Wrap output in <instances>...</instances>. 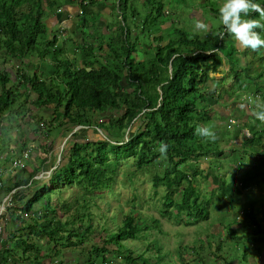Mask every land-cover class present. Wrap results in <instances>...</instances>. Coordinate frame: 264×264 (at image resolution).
<instances>
[{
  "label": "trees",
  "instance_id": "1",
  "mask_svg": "<svg viewBox=\"0 0 264 264\" xmlns=\"http://www.w3.org/2000/svg\"><path fill=\"white\" fill-rule=\"evenodd\" d=\"M43 1L0 0V52L3 51L2 56L0 55V124L7 122V118L19 121L31 117L28 114L29 105H32L39 108L51 107L55 114L61 113L65 118L61 123L64 128L65 125H94V128L100 129L105 135L100 138L102 135L99 133V136L94 138L91 135L86 137L87 134L84 135L85 138L73 141L72 138L78 135L77 132L73 133L65 143L58 164L53 160L49 165L55 166L49 178L33 193L26 194L28 198L20 207L21 212L30 213L34 204H42L41 213H38L36 218L41 221L29 230V233H33L41 242L35 248V260L40 257L41 250H47L50 244L62 245L63 248H80L82 240L93 232L91 225L83 227L81 231L80 227L67 229L74 226L76 221L87 218V214L72 215L65 222L53 216L48 217L47 210L54 213L55 209L59 208L58 205L50 207L53 196H60L64 189L78 187L84 195L95 193L104 198L112 190L116 176L124 166L132 168L128 170L126 177L128 186L133 188V199L137 196L134 187L136 182L131 180L132 177L139 171L162 166L160 171L150 172L154 188L163 186L165 190L162 215L178 223L183 221L186 225L191 224L190 220H193V223L207 220L209 224L213 220L218 221L221 231H218L217 235L207 236L206 243L201 239L202 241L198 240L191 246L178 249L189 254L196 249H209L211 240H214L216 244L212 257L218 259L217 262L224 260V264H232L230 259L233 260V255L239 254L242 257L247 252L245 244H256L259 246L257 252L258 249H263L264 229L258 224L257 217L247 214L242 223L237 215L241 209L239 200L245 188L240 178L243 175H224L220 177V184L205 190L204 193L199 191L197 185L198 178L207 182V169L222 168L220 159L225 160L226 167L234 170L244 166L247 163L245 157L249 159V154L256 152L254 148L252 152L245 153L233 147H219L222 140H218L216 135V138L211 140L195 133L197 125H207L211 128L215 124L209 117L211 106L207 104V94L204 90L210 71L220 75L218 79L221 81L225 80V74H221L219 67L232 55L224 49L222 33L219 31L214 34H197L199 29L194 28L196 25L190 26L191 28L183 26L180 12L184 9L191 11V6L194 5L192 3L188 6L186 0H144L146 16L141 19L132 7L129 6L130 11L127 10L129 0H116L115 9L119 11L124 26L121 30H117L115 25L108 29V24L106 35H100L108 41L107 44L105 41L102 43L105 48L104 45L99 47L105 57L98 53L95 56L91 51L95 50L96 44L86 42V37L82 38L79 48L85 54L86 61L79 66V59L67 57L64 43L63 46L57 45L56 38L46 39L44 17L49 11L43 9ZM62 1L48 0L46 5L51 7L50 11L55 12ZM79 1L83 24L89 23L99 28L95 24L94 15L87 20L86 15L91 12L83 6V0L73 2ZM200 1L202 9L207 8L211 13L210 17L218 18V7H215L218 0ZM181 3L183 8L179 7L178 12L176 11L178 17L167 18L175 12V9L170 7H177ZM249 15L256 16V13ZM128 17L129 23L125 19ZM156 24L159 25L158 28H153L152 35L147 34L146 37H152L153 42L158 41L159 45L155 48L153 61L147 62L151 66L146 67L142 61L135 62L131 54L138 45L139 30H149ZM70 42L72 45L77 44L72 43V40ZM88 53L99 60L94 58L87 61ZM48 54L51 55L56 69L54 77L42 80L37 70L30 75L27 69L32 64V59L36 57L42 61ZM105 58L108 59L106 63ZM263 60L264 56L258 58V61ZM237 63L238 61H235V64ZM32 65L35 66L34 63ZM87 68L90 71H87ZM238 79L239 77L235 76V80ZM221 81H215L217 88L221 87ZM32 93L36 95L34 102L31 101ZM42 122L52 125L50 121ZM227 122L236 125L237 119L232 117L226 121L228 125ZM255 122L258 128H261L260 124L263 122L257 119ZM32 123L39 124L34 121ZM263 132L256 133V136L246 143L257 147L263 140ZM42 134L49 140L38 145L36 160L32 158L34 153L30 152L32 161H29V154L22 170L25 177L17 185L27 186L34 180L43 164L54 158L57 142L55 139L50 140V132H47V135L44 132ZM231 140L228 139V143ZM161 143L167 144L165 152L160 151ZM262 153L264 160V149ZM209 158V161H203ZM37 159L39 164H36ZM203 162L209 163L207 169H202ZM256 186L260 188L259 183ZM177 191H180L179 200L174 199ZM52 192L55 194L49 196ZM88 201L84 200V203ZM233 206L237 209L231 212L230 208ZM232 224L241 225V230L230 233L227 227ZM146 228L148 226L141 221L140 212L132 206L123 216L120 225L114 229H105L103 245H93L88 250V259L83 264H111L113 260L108 255L106 246L113 244L117 251H125L124 242L137 240L140 231ZM25 242L19 238L15 244ZM151 246L156 252L155 261L151 264H165V256L160 253V249L154 242ZM12 250L16 251V247ZM225 250H229L231 258L226 259ZM145 251L148 252L149 249L146 248L141 253L129 250V255L121 256L120 260L137 264L142 260ZM58 254L59 251L55 256ZM140 264L150 263L142 260Z\"/></svg>",
  "mask_w": 264,
  "mask_h": 264
},
{
  "label": "rangeland",
  "instance_id": "2",
  "mask_svg": "<svg viewBox=\"0 0 264 264\" xmlns=\"http://www.w3.org/2000/svg\"><path fill=\"white\" fill-rule=\"evenodd\" d=\"M66 2V0H64ZM63 1V2H64ZM74 1V0H72ZM82 1V0H81ZM114 5V9L111 13V16H108L107 20L109 23L108 29L112 27V25L116 26L117 30H121V28L124 26L123 21L121 20V16L119 14V11L115 9V3L116 0H111ZM200 0H186L188 3V6H190L192 3L194 4L193 7L191 6V11L188 9H184L182 13L180 12L181 16L183 17L184 22L183 26L185 27H190V26H195L194 28L199 29L197 34L201 33H206V34H214L215 32H221L223 36V44H224V49H226V52H229V55L231 58L225 59L223 63L225 65H229L231 69L237 72V75L239 76V79L237 81H234L233 83V75H229L224 71V68L222 67L221 74H225V80L223 84H226L225 86V92L226 93H231V92H237L238 94L242 95L243 93L240 92V82H243L246 84L247 89L244 92H247L249 90L250 85L254 82L260 83L263 81L264 77V60L259 63L258 58H262V53L259 51L255 52V55L251 54L249 50H242L237 48V44L234 40V38L228 34L223 32V26L219 23L218 18H211L207 16L210 14L207 8H205L204 14L201 16V3L199 2ZM107 1L101 0L99 4L96 6V0H88L86 4L83 6L87 7V10L91 12V14L86 15L87 20H90L92 16L94 15L95 17V23L99 26V28L93 27L92 24H83V16H79V23L75 24L73 27L74 33L73 35L79 34V40L82 38L84 35V38L86 37L87 40L86 42H92V44L95 45V50L91 51L95 53L94 55L97 56L98 54H103V51L99 50V47H102L105 44L108 43V41L100 36V35H106L104 33L103 27L100 26L98 23V13L96 12L99 9H104L105 4ZM221 0H218L215 7H219ZM74 7L76 8V12L81 11V3L79 2H73ZM146 5V2L144 0H129L127 4V10H129V6L132 7L134 10L137 11V14L139 15V18L141 19L142 17L146 16V10L144 6ZM183 8L182 3L177 6V7H170V9H175L174 15H170L167 18H174L178 17L176 13L178 12V9ZM185 8V7H184ZM25 9V8H24ZM51 9V7H49ZM177 11V12H176ZM193 14V15H192ZM106 15V14H105ZM126 15V14H125ZM201 16V17H200ZM257 16V14H256ZM49 18V15H46L44 17V21H47ZM100 18V16H99ZM126 22L129 23V17L125 18ZM207 19V22L210 24V29L203 30L200 29L197 25L201 21H205ZM201 20V21H200ZM136 23V22H135ZM128 25V24H127ZM137 25V24H136ZM130 26V24L128 25ZM158 24L152 25L149 30H143L141 32V29L139 30V40H138V45L135 47V51L132 52V57L135 58L137 56L138 59L142 60V63L146 67H150L151 65H148L147 62H152L155 54V48H158L159 42L155 41L153 42L152 37L147 38V34H151V32H154L153 28H158ZM93 27V29H92ZM133 27V26H132ZM85 28V29H84ZM191 28V27H190ZM135 30V29H134ZM72 31V30H71ZM65 29L60 31V36L64 38L65 36ZM142 33V34H141ZM72 33L69 34L71 36ZM145 35V37H142ZM156 36V34L154 35ZM52 39V38H50ZM49 39V40H50ZM70 40H72V43H76V50L67 53V57L70 59L75 58L79 59V66H82L86 59H85V54L82 52L81 45H82V40L81 42L75 38V37H69ZM77 40V41H76ZM105 41V44H102ZM67 46L71 45V42L69 40L65 41ZM79 44V45H78ZM149 48V50L147 49ZM78 52V53H77ZM233 53V54H232ZM3 51L0 52V55L2 56ZM137 54V55H136ZM246 54V56H245ZM149 55V56H148ZM0 56V57H1ZM92 56L91 53L87 54V61L89 59H97V57ZM105 57V55L103 54ZM146 56H148V59L146 61ZM48 57L51 59V55L48 54ZM100 58V57H99ZM255 58H256V70H254L251 74V77H245V73L243 72H238V69H236L235 65H239L241 61H243V64H245V71L246 73H249L253 70V65L255 63ZM237 59V60H236ZM35 61L34 59H32ZM108 59L105 58V63L107 62ZM232 61V62H231ZM235 61H238L237 64H235ZM2 67V66H1ZM248 75V76H249ZM229 77V80H228ZM219 81V80H216ZM231 83H233V86L231 89H227V86ZM213 83H216L213 81ZM204 92L206 94L209 93L208 89H205ZM251 94H244L243 100L246 101V105L251 107V111H255V107H253V101L248 102V97H250ZM52 116L51 118L55 117V120H64L62 117L61 113H56L54 114V110H52ZM62 112V111H60ZM107 114V113H105ZM9 122L11 121L10 118H7ZM22 122H25V118H22ZM250 123V127H252L255 130L254 126V119H250L248 122ZM247 123V124H248ZM21 125V123H17ZM57 122L53 124L55 126ZM253 125V126H251ZM9 126V123L4 122L0 124V141H3L5 143L6 139L3 135L5 133V136L7 137V141L5 143L6 149H9L12 147L13 140L14 139V132L21 130L20 126L14 128V131L7 132L5 129ZM261 128L258 130H264V122L261 123L260 125ZM55 128H58L59 132L55 133L53 132V127L52 129V139H55L58 143L63 142V140H60L62 135L69 136L68 134L72 131V133L76 130L78 131V135L75 136L73 141H76L77 139L85 138L84 135H82L79 131V129L71 128L70 132L65 134L64 128L63 127H58L57 125ZM221 139H222V145L219 143V147H224L223 144H226V147H234L232 141L228 143V139L230 137L229 133L231 134V131L229 130V133L226 135L224 133V130L221 128ZM82 132V130H81ZM91 135L93 134V131H89ZM95 133V130H94ZM98 133V132H97ZM59 134L57 138H55V135ZM47 135V134H46ZM71 136V135H70ZM69 136V137H70ZM86 136V135H85ZM86 137H89L86 136ZM94 137V136H91ZM104 136H100V138H103ZM263 142L260 143L259 145L261 147H264V137H262ZM47 140V137L41 136V141L43 142ZM60 140V142H59ZM220 140V138H218ZM18 142V141H17ZM237 144H240L239 141H237ZM228 143V144H227ZM235 143V142H234ZM236 144V143H235ZM42 145V144H41ZM243 146L244 141H243ZM8 147V148H7ZM238 147V146H236ZM248 147V146H245ZM251 147V146H249ZM259 149V147H258ZM255 150V149H254ZM59 151L56 150L55 156H58ZM263 154V153H262ZM20 156H18L19 158ZM260 158V156H257ZM258 158H251L252 162L255 161L257 162L259 159ZM248 157H245V162L248 164L245 165H251V160H247ZM56 161V158L54 159ZM222 162L223 166L220 170H213V171H208L206 172V177H207V182H202L199 178L197 181V185L199 187V191L201 193H204L205 190L211 189L213 186L217 185L220 181V177H223L224 175H231L233 171L237 170L234 169L232 170L231 168L226 167V164L224 163L225 160H219ZM219 167V168H220ZM161 167H152L150 170L143 171V172H137L136 176L132 177V181L136 182L134 187H135V194L136 198L133 199V188L128 186L129 181L127 180L126 174L128 170H131L132 168L130 167H121L118 175L116 176L115 183L113 185L112 190H110L105 196L103 197H98L97 194L91 193L88 195H84L83 192L80 190L78 187H71L69 189H64L63 192L61 193L60 196H53L55 192H52L49 194V196H53L52 202L50 204V207H54L55 205H58L59 208H56L54 213L49 212L47 210V216L51 217L53 216L57 220L61 222H65L66 220L70 219L72 215H82V214H87V218H82L81 220L76 221L74 226H69L67 229H70L72 227H80V231L83 229L85 226L91 225L92 233H90L87 238H84L82 240L83 244L82 246L79 247H61L62 245H54L50 244L47 247V250L44 252L48 255L49 259H36L34 256L31 254V258H29L28 262L25 264H56L55 262V253L59 251V254L57 256V263L62 262V264H83L87 259H88V250L93 246L97 245L101 247L103 245V240H104V234H105V229H114L116 226L121 224L123 216L129 212L130 208L133 206L135 209H137L140 212V219L143 221L148 228L143 229L139 233V238L137 240H127L124 242V248H126L125 251H117V248L115 245H108L106 246V249L108 250L107 253L111 257V264H131L127 261L120 260L121 256L126 257L129 255L128 251H136L137 253H141L144 251L146 248L149 249L148 252H144V256L142 260H146L148 263H154L155 261V248L151 246V244L154 242L156 246L160 249V253L165 256L164 263L165 264H219L221 261L217 262L218 259L213 258L212 255L214 254L215 251V244L216 241L211 240V247L208 249L204 250H198L196 249L193 253H185L181 249H178V247H186V246H191L194 244V242L202 241L203 239L204 243H206L207 236L209 235H217V232L219 230L218 228V221L213 220L211 224H209L207 220H199L195 223H193V220L191 221V224L186 225L185 222L181 221L180 223L175 222L172 219H168L166 215L161 214V208H162V203L164 201V194L165 190L163 186H159L157 188H154L153 186V180L151 178V173L154 171H160ZM248 168V167H247ZM240 169V168H239ZM260 171L264 170V161L261 163V166L259 167ZM193 170H191L192 172ZM232 171V172H231ZM239 175H242L240 173ZM44 176V175H43ZM241 182L243 179V176H240ZM262 189H264V186H262ZM248 190V189H247ZM250 192V191H249ZM256 191L252 192L254 194ZM252 194H248L243 192L244 198L241 199V203H248L250 205L255 204L258 206H264V199H258L254 197ZM180 196V191H177L176 194L174 195V199L179 200ZM77 198V200H75ZM84 200H89L88 202L84 203ZM42 206V205H40ZM237 209L236 206H233L230 208V211L233 212ZM170 210V209H168ZM210 219V216H209ZM154 221H157L156 223ZM188 221V220H185ZM29 222V220L27 221ZM65 235V233H63ZM79 240L81 239L78 238ZM65 246V245H64ZM46 246L43 248L45 249ZM223 250V249H221ZM227 258L229 257V250H225ZM125 252V253H124ZM217 252V251H216ZM219 254V252H217ZM257 253V252H256ZM60 256V257H59ZM237 256V257H236ZM235 258H237V261L239 264H245L243 259L240 258L239 254L233 255L232 259H230V262L232 264H235ZM142 260L139 261L140 264L142 263ZM66 262V263H65ZM222 264V263H221Z\"/></svg>",
  "mask_w": 264,
  "mask_h": 264
},
{
  "label": "crops",
  "instance_id": "3",
  "mask_svg": "<svg viewBox=\"0 0 264 264\" xmlns=\"http://www.w3.org/2000/svg\"><path fill=\"white\" fill-rule=\"evenodd\" d=\"M64 1V0H63ZM62 1V4L59 6V8L52 12L49 9V6L46 4L48 3V0H44L43 9H47L46 12H48L49 18L47 21H44L47 33H46V39L53 40L56 38L55 43L57 45H62L63 43L65 45L66 53L73 52L76 50V45H70L67 46L66 42L69 40V37H75L79 40V34L76 36L73 35L74 30L73 27L75 24H78L80 16L79 12H76V8L73 5L72 0H66V2ZM85 1V0H83ZM106 6L105 8L99 9L96 12L98 13V23L101 27L104 29V33H106L107 25L108 23V16H111V13L114 9L113 2L111 0H105ZM47 2V3H46ZM97 4L101 2V0H96ZM106 14V15H105ZM100 16V18H99ZM96 24V23H95ZM65 29V36L64 38L60 36V31ZM209 29V28H208ZM72 30V31H71ZM72 33L71 36L69 34ZM84 38V35L82 36ZM81 38V39H82ZM81 39L79 41H81ZM87 40V39H85ZM70 41V40H69ZM237 48L242 51L240 47ZM251 52V54L255 55L256 51L246 49ZM78 53V52H77ZM137 55V54H136ZM246 56V54H245ZM264 56V54H262ZM35 61L32 60V64L34 63L35 66L32 64L29 65V69H27L30 73V75L33 74L34 71L37 70L38 73H40V77L42 80H47L48 78H52L55 75L56 69L54 68V62L48 57V55L41 61L38 60V58H33ZM135 62H141L142 60L138 59L137 56L134 58ZM243 63V61H241ZM224 67V70H226L227 65L224 63L222 64ZM245 64H242L241 66L237 67L238 71H242ZM37 67V68H35ZM88 71V69H87ZM90 71V70H89ZM42 74V76H41ZM209 80L205 83V89L209 90V93L206 96L207 104L211 106V109L209 112L210 120L213 121L215 124L211 127L215 135L221 139V128L224 130V133L227 135L229 133V130L231 131L230 138L232 139L233 148L239 149L241 151L249 152L253 151L252 149H256L255 153L249 154V159L251 158H258L257 156H260L258 158L259 160L257 162L251 160V165H244L241 166L240 169L233 171V176L238 177L240 173H242L244 179L242 181V184L245 186L244 190L248 194H252V192L256 191L254 194H252L254 197L258 199H264V189H262V186H264V170L260 171L259 167L261 166V163L264 161L262 156V150L264 147H261L259 144L263 142H260L257 144L259 147H249L250 144H247L246 142L250 140L251 137H255L256 133L259 132L257 128L255 130L251 127V129H248V126H250V119L256 120L255 116L253 115V111H251V107L246 105V101L243 100L244 94H248V92H251V99L253 101V107H255L256 101L259 100L261 102H264V80L258 83H252L249 87V90L247 92H244L247 89V86L245 83L240 84V88L243 94L240 95L237 92H231L226 93L225 86L226 84H223L222 82L221 87L217 88V85L213 83V81L219 80L218 75H216L214 72L210 71L208 73ZM213 77H216L215 79H212ZM220 81V80H219ZM218 81V82H219ZM233 84L230 82V84L227 86V89H231ZM248 97V98H250ZM36 100V95L32 93L31 95V101L34 102ZM29 116L26 117L25 122L16 121L13 118H10L11 121L7 120V123H9L10 127H7L5 130L7 132L14 131V128L16 125L21 130L14 132V139L12 147L9 149H6L5 143L7 141V137L5 136V133H3L4 137L6 139L5 143L3 141H0V180L2 181V187L0 188V264H25L28 262L29 258H31V254L35 257V248L40 245L41 242L37 240L33 233H29V230L33 227L35 224H39L41 220H37L38 213L40 214V208L42 206L41 203H36L33 205V208L29 214L28 218H24L21 216L20 207L23 205V203L28 198L27 195H30L28 193H33L43 182L46 180L43 175H48L49 169L51 168L49 165L53 162L54 158L50 159L49 162H45L43 166L41 167V170L38 172L36 176H34V180L30 182L27 186H20L17 185L20 181L23 180L25 175L22 173L23 167L15 166L13 161H23L22 156H24L25 152H28L31 148V153H34L32 156L33 159L36 160L38 158L39 153V147H37V142L39 140V136L37 135V131H33L32 121L39 122V121H50L52 116V108L51 107H43L39 108L36 106L29 105ZM236 118L240 124L232 125L226 124V121L229 120V118ZM227 119V120H226ZM28 120V121H27ZM57 121V120H55ZM18 122L21 123V125L17 124ZM248 123V124H247ZM256 123V122H255ZM261 125V124H260ZM45 126V125H44ZM253 126V125H251ZM91 126H85L83 130L85 132H81V134L84 135H91L92 132L89 133V131H93V134L91 136H99L98 130L91 129ZM47 130V127H45V132ZM95 130V133H94ZM98 132V133H97ZM262 137H264V132L261 134ZM222 140V139H221ZM18 141V142H17ZM239 141L240 144H237ZM244 145L248 147H242ZM236 144H235V143ZM31 145H34V147H31ZM226 145V144H225ZM224 144L223 146L226 147ZM256 145V144H255ZM254 145V146H255ZM238 146V147H236ZM8 148V147H7ZM229 148V147H228ZM30 154V152H29ZM18 156H20L18 158ZM29 157V155H28ZM31 158V154H30ZM32 158L29 161H32ZM28 160V159H27ZM209 159H205L203 161H209ZM28 161V162H29ZM13 162V163H12ZM26 159L23 161L25 166ZM27 162V164H28ZM36 164H39V159H37ZM209 163L203 162L201 164L202 169H207V165ZM248 164V163H245ZM50 167V168H49ZM248 167V168H247ZM208 171H213L212 169H207ZM221 182L219 181L218 184ZM260 184V188H257V184ZM217 184V185H218ZM215 185V186H217ZM213 186V187H215ZM248 189V190H247ZM250 191V192H249ZM27 194V195H26ZM244 198V195H242L241 199ZM241 199L239 200V204L241 205V209L237 213L239 216V220L242 221V223L245 221V216L247 214L257 217L258 224L261 225V228L264 229V206H258L255 204H248V203H241ZM22 202V203H21ZM16 207V209H15ZM2 217V218H1ZM19 217V218H17ZM22 218V220H21ZM29 220V222H27ZM219 224V223H218ZM219 232L220 227L218 225ZM241 225L238 224H232L227 227V229L230 231V233H234L235 231L241 230ZM251 229V227H249ZM248 231V229H247ZM243 232V230H242ZM223 233V232H222ZM23 239L26 242V245L24 244H15V241L17 239ZM16 247V251L13 252L12 248ZM259 247V246H258ZM256 244H245L244 248L247 250V252L240 258L243 259L245 264H264V248L258 249ZM45 251V250H44ZM41 250L39 253L40 257L38 259H49L48 255ZM257 252V253H256ZM57 258V256H55ZM60 257V256H59ZM55 258V262L57 263V259ZM50 260V259H49ZM224 260L221 259V263L224 264ZM238 261L236 260L235 263Z\"/></svg>",
  "mask_w": 264,
  "mask_h": 264
},
{
  "label": "clouds",
  "instance_id": "4",
  "mask_svg": "<svg viewBox=\"0 0 264 264\" xmlns=\"http://www.w3.org/2000/svg\"><path fill=\"white\" fill-rule=\"evenodd\" d=\"M87 2H88V0H85V1H83V4H86ZM200 3H201V1H200ZM200 8H201V10H200L201 15H203L205 9H202V7H200ZM253 12L256 13L257 16L249 15L250 13H253ZM79 13H80V11H79ZM210 15H211V13L208 16L210 17ZM218 19H219V23L223 26V32L230 34L234 38L238 47H240L243 50L250 49L253 51H259L262 54H264V0H221L219 7H218ZM197 26L203 30H207L208 28L210 29V24L207 22V19H205V21L198 23ZM258 62L261 63L262 61H258ZM242 64L243 63L240 62L238 66L236 65V68L241 66ZM222 67H223V65H221L219 67V70H221ZM254 70H256V60H255V63L253 65V70L251 72L246 73L245 66L243 67V70L240 72L245 73V77H251V75H249V74H251ZM224 71L226 73H228L229 75H233V83H234V81H237V80H235V76L236 77H239V76L237 75L236 71H234L233 69H231L229 67V65H227L226 70H224ZM216 75H218V74H216ZM218 77H220V75H218ZM228 80H229V77H228ZM263 80H264V78H263ZM241 83H243V82H241ZM248 94H251V92H248ZM247 100H248V102L252 101L251 97L248 98ZM255 109L256 110L253 112V115L255 116V118L258 121L264 122V102L257 100L256 104H255ZM52 113H53V111H52ZM53 119H55V117H53ZM63 121H65V119ZM232 121H233V119L230 120L231 123H232ZM50 122H52L51 126L49 125V123L45 124L42 121H39L38 125L32 123V124H34L33 131L34 130L37 131V133H38L37 135L39 136V140H40L37 142V145H36L37 147H38V145H41L42 143L47 142V141L45 142V140L43 142L41 141V136L43 135L42 134L43 132H44V134H47V132L49 134V132H50L49 137L51 140L52 139L51 127L54 128L53 132H55V133L59 132L58 128H55L56 125L58 127H62L61 126L62 120H59V118L57 121L50 120ZM55 122H57V124L55 126H53V124ZM236 123L240 124V122L238 120ZM44 125H46V126H44ZM254 126H255V128L259 129L256 123H254ZM45 127H47L46 132H45ZM84 127L85 126H82V125L71 126V127L65 125V128L64 127L63 128L65 131V134H67L68 132H70L71 128L79 129L80 133H81V130L83 132H85L83 130ZM91 127H92L91 129H95L94 125H92ZM248 129H251V127L248 126ZM97 130L102 136L105 135V134H103V132L100 131V129H97ZM261 131H264V130H259V132H261ZM76 132L78 133V131H76V130L73 133H76ZM73 133L71 131L68 135L70 136ZM195 133L201 137H205V138H208L211 140H214L216 138L214 130L207 125H197L195 128ZM82 135H84V134H82ZM58 136H59V134H57V136L55 138H57ZM69 136L67 137V136L62 135L60 140H63V142L58 143L57 144L58 147H55L54 159L56 158V161H55L56 164H58V162L60 160L61 152H62V150L65 146V143H66L67 139L69 138ZM229 139H230V137H229ZM47 140H49V139H47ZM60 140H59V142H60ZM31 147H34V145H31ZM159 148H160L161 152H165L167 149V144L161 143ZM56 150L59 151L58 156H55ZM29 152H31V148L28 152H25L24 156H22L23 161L25 159L27 161ZM23 161L18 160V161H13L14 163L13 162L12 163L14 164V167L15 166L24 167ZM25 164H26V162H25ZM54 168H55V166H53L49 169L48 175H45V173L41 174V175H44V178L47 180L51 174V171ZM0 173H1V171H0ZM0 182H1V186H0V188H1L2 187V181L0 180ZM20 214L24 218L29 217V214L27 212H20ZM0 233H1V231H0Z\"/></svg>",
  "mask_w": 264,
  "mask_h": 264
},
{
  "label": "built area",
  "instance_id": "5",
  "mask_svg": "<svg viewBox=\"0 0 264 264\" xmlns=\"http://www.w3.org/2000/svg\"><path fill=\"white\" fill-rule=\"evenodd\" d=\"M0 186H1V182H0ZM0 231H1V229H0Z\"/></svg>",
  "mask_w": 264,
  "mask_h": 264
},
{
  "label": "water",
  "instance_id": "6",
  "mask_svg": "<svg viewBox=\"0 0 264 264\" xmlns=\"http://www.w3.org/2000/svg\"><path fill=\"white\" fill-rule=\"evenodd\" d=\"M88 69V71L90 70L89 68H87Z\"/></svg>",
  "mask_w": 264,
  "mask_h": 264
}]
</instances>
